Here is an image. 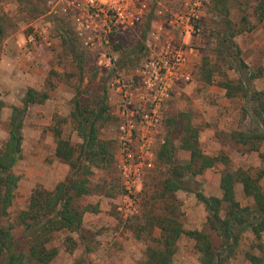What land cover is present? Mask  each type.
<instances>
[{
    "label": "rangeland",
    "instance_id": "rangeland-1",
    "mask_svg": "<svg viewBox=\"0 0 264 264\" xmlns=\"http://www.w3.org/2000/svg\"><path fill=\"white\" fill-rule=\"evenodd\" d=\"M48 1L0 0L3 30L0 150L8 139L11 108L22 107L26 91L31 88L49 96L43 103L29 106L21 130V154L14 167L19 181L8 215L0 221L2 228L10 225L15 228V238L22 235L19 215L28 209L31 196L40 190L53 191L69 173L68 166L54 155V130L60 128L61 138L73 145L81 144L70 116L75 101L82 110L94 112L100 109L106 95L109 111L103 115L106 121H98V137L112 143L110 148L115 156L116 121L111 85L120 77L133 78L136 70L147 61L148 48L143 44L145 48L140 49L147 24L166 30L168 19L181 12L179 0H148L147 15L134 31L118 34L110 46L84 49L76 42L75 57L70 51L72 46L62 43L63 38L68 37L65 33L76 39L72 23L60 14L58 7L53 10L54 5ZM262 1L208 0L199 31L188 43L193 50L188 62L193 83L177 89L164 112L159 141H170L179 162L189 160V154L179 149L187 123L198 129L199 146L204 155L227 158V164L217 163L200 176L186 178L188 188L199 189L206 197H220V177L226 171L234 173L238 169L253 177L263 173L260 186L264 194V142L242 145L232 138L236 133L254 129L249 111L251 102L247 106L249 100L237 92L233 98H227L220 86L225 81L238 85L245 82L246 77L239 74L235 58L218 54V40L226 31L228 20L231 28L237 31L232 39L236 48L230 52L238 55L246 65L242 74L258 76L250 81L251 88L264 90V21H260L256 11ZM30 34L35 35L33 43L26 41ZM176 38L179 41V35ZM44 39H49L51 45L44 43ZM236 49L240 53L236 54ZM205 63L214 75L210 85L203 79ZM166 177L167 167L157 160L137 190L134 214L125 218L119 212L121 184L114 161L105 167L92 168L91 193L75 203L77 209L84 211L82 225L76 232L62 230L51 235L48 247L55 249L57 254L50 264H143L147 248L158 247L161 237V229L149 224L153 214L174 217L184 233L207 234L213 247L220 249V238L206 226V211L194 193L178 191L172 200L161 198ZM235 198L243 207L251 205L240 184L236 186ZM250 256L257 259L256 264H264V233L260 240L245 233L227 264H253ZM173 264H200L193 239L182 236L178 240Z\"/></svg>",
    "mask_w": 264,
    "mask_h": 264
},
{
    "label": "trees",
    "instance_id": "trees-1",
    "mask_svg": "<svg viewBox=\"0 0 264 264\" xmlns=\"http://www.w3.org/2000/svg\"><path fill=\"white\" fill-rule=\"evenodd\" d=\"M224 11L226 18L227 9L225 8ZM256 11L260 21H264V1L259 3ZM226 23V31L222 32L218 40V54L224 53L232 59L235 58L234 62H238L239 74L244 75L246 79L238 85L225 81L220 86L225 90L227 98H233L234 92H237L249 100L247 106L251 102L249 111L251 110V119L254 121L253 130L247 133H236L232 138L242 145L264 142V90L256 91L250 86V81L256 80L258 76L252 73L242 74V69H247L246 65L238 55L230 52V49L236 48L232 39L237 31L231 28L228 20ZM146 32V30L143 31L141 43ZM65 35L68 37L63 38L62 43L71 45L70 51L76 57L74 43L77 41L67 33ZM2 39L0 18V44ZM144 48L142 43L140 49ZM235 52L240 53L238 49ZM81 59L83 60V56ZM203 74L204 83L210 85L214 75L208 63H205ZM48 97L47 93H39L30 88L21 101L22 107L11 108L8 139L0 150V221L8 215L19 181V177L14 174V167L21 154V130L27 109L30 105L43 103ZM105 99L106 95L100 109L94 112L82 110L79 103L75 101L74 110L70 116L74 123V130L82 140L79 146L61 138L60 128L54 130L56 138L54 155L68 166L69 173L53 191L40 190L31 196L28 209L19 215L20 227L23 229L20 237H14L13 226L10 225L6 229L0 227V264H50L57 254L55 249L48 247L51 235L62 230L76 232L80 229L84 211L77 209L75 203L91 193L89 176L92 174V168L105 167L114 161L110 148V146L113 147L112 143L104 142L98 137V121L103 119L106 121L107 118L105 119L103 115L109 111ZM183 132L179 149L189 154L188 161L179 162L176 159V151L168 139L164 141L157 153V160L167 167V177L163 182L161 198L169 197L172 200L178 191L194 193L206 211V226L219 236L221 247L215 249L208 235L203 232L184 233L174 217H155L153 214L149 224L159 227L162 232L159 244L157 243L159 246L147 248L143 264H173L176 244L182 236H187L196 242L200 264H227L245 233L252 234L258 240L264 233V194L260 186L263 173L253 177L240 169L234 173L226 171L219 181L220 197H206L199 189L188 188L186 178L200 176L206 169L214 167L217 163L227 164V158L220 155H204L199 146V131L191 127L190 123L185 124ZM239 184L244 197L249 198L251 205L243 207L236 200L235 190ZM249 260L253 264L257 263L254 257L250 256Z\"/></svg>",
    "mask_w": 264,
    "mask_h": 264
},
{
    "label": "built area",
    "instance_id": "built-area-1",
    "mask_svg": "<svg viewBox=\"0 0 264 264\" xmlns=\"http://www.w3.org/2000/svg\"><path fill=\"white\" fill-rule=\"evenodd\" d=\"M147 2L48 1L54 5L53 10L58 7L60 14L72 23L76 41L84 49L110 46L118 34L134 31L147 15ZM207 3L208 0H179L181 12L168 19L166 30L162 26L148 27L142 43L149 56L136 75L120 77L111 85L117 142L114 163L121 184L119 212L125 218L134 214L137 190L157 161L160 142H164L159 141V135L168 102L177 89L193 83V72L188 67L193 50L188 43L199 31ZM34 34L28 36V43L36 41ZM44 43L51 45L49 39H44Z\"/></svg>",
    "mask_w": 264,
    "mask_h": 264
}]
</instances>
